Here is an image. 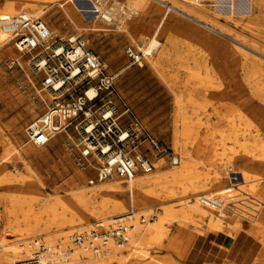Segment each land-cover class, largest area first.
Instances as JSON below:
<instances>
[{
  "label": "rangeland",
  "instance_id": "rangeland-1",
  "mask_svg": "<svg viewBox=\"0 0 264 264\" xmlns=\"http://www.w3.org/2000/svg\"><path fill=\"white\" fill-rule=\"evenodd\" d=\"M59 3L63 4L64 0ZM6 4L7 0H0V14L6 11ZM93 5L103 11L112 12L115 15L112 23H107L101 13H84V17H80L77 24L71 23L62 16V9L58 3L52 4L42 18L33 15L31 17L45 23L52 33L53 40L83 38L87 48L106 63L108 71L119 74L117 88L122 102L118 104V108L124 110V106H127L141 127L166 151L160 157H154L151 151L146 153L154 163L152 173L163 175L166 179L161 182L159 193L153 196L146 206L134 207L146 218L152 216L153 222L159 224L162 222L165 225L155 242H151L149 237L144 241L137 237L136 243L126 244L127 250L124 249L120 255L129 253L131 258L125 264H181L185 260L182 253L173 249H163L167 245L165 240L167 233L181 231L174 241L175 246L181 243V247H185V232L197 233L198 237L210 234L207 225L211 218L210 214L225 218V208L231 209L235 204L232 197L229 200L230 196L237 193L238 188H247L245 185L248 183L242 184L241 176L238 175L231 177L239 181L231 183L226 176L223 184L216 186L212 181L214 174L222 172L226 175L228 167L232 166L235 169L247 167L264 175V163L249 161L238 144L233 141V132L229 129V121L235 119L232 114L236 107L249 118L264 122V98L262 102L253 98L250 90L255 86L248 84L241 67L246 59L249 64H254L257 67L256 77L264 88V0L77 2L81 11H94ZM171 7L173 10L169 11ZM20 14L23 12L19 11L10 17ZM0 19L4 18L0 15ZM95 27L105 29L96 32ZM155 35L160 48L153 52L152 57L144 58L143 66L133 64L129 53L132 52L134 55L143 53L141 49H144L150 38ZM30 60L31 56L18 52L13 42L6 47H0V128L8 147L23 148L21 151L23 161L9 160L7 168L15 176H31L37 185L35 194L26 198L34 204L33 210H29L26 205L17 214L21 221L28 217L31 226L24 222L20 224L22 233L16 238H11V241H21L13 245L17 255L15 258L11 253L8 256L17 260L24 259L30 256L29 250L26 248L16 251L18 245L23 244L27 247L31 241L43 239L51 246L66 243L74 252L84 257L80 250L73 246L72 236L88 231L95 223L102 221V218L90 217L84 211L87 217L84 223H80L77 217L74 226L62 222L60 225L52 224L55 216L63 215L62 210L59 208L54 214L44 213L41 200L44 197L51 201L72 199L74 195L86 193L89 189L104 183L122 182L117 178L103 183L98 182L96 169L100 164L94 157L90 160L92 167L83 170L79 166L80 140L73 129L58 135L44 147L29 143L26 128L46 112L51 100L50 95L42 91L43 75H35ZM158 60L160 65L154 69L152 63ZM201 79L206 81L205 84L200 83ZM210 79H213L212 85L208 84ZM177 98L183 102L181 114L185 112L191 117L190 125L197 127L189 136L177 134L181 132L182 124V117L177 118L176 122ZM126 118L128 117H124L123 120ZM195 136L206 139L207 143L204 145L205 148L208 147L206 156L196 154L199 147L192 144ZM245 140L248 139L239 137V142ZM261 141L264 143V134ZM176 145L184 147L186 151H193L197 161L211 158L214 166L195 165L194 169V173L202 177L210 176L207 181L200 183V188L205 190L202 198L207 200L186 194L182 185H175L176 180L172 178V174L176 172L175 166H178L179 162ZM147 147L149 145L144 144L143 152H146ZM4 154L0 144V158ZM160 159L163 166L155 168ZM194 173L188 177L191 181ZM92 180L93 185L90 184ZM234 184L237 186H233ZM121 187L127 189L123 183ZM118 198L125 202L126 214L133 207L130 195L127 193L124 197ZM92 202L94 206H100L103 199H93ZM186 204L200 205L209 211L205 213L208 216H205L200 227L193 229L194 223L202 222L200 212L193 209L186 212V208L189 207ZM187 215L191 216L188 218ZM37 216L38 222L35 219ZM114 216L116 214L107 216L105 224L108 226L112 224L111 218ZM234 223L232 218H225L224 231L220 235L232 239L226 227L232 228ZM237 237L239 239L232 253L235 264H260L258 258L264 250L263 245L243 233ZM8 250L12 249L8 247ZM3 251L4 249L1 250V254ZM79 260L81 261L78 263H72L76 261L73 258L64 264L86 263V259ZM103 260L105 259L102 257L94 261ZM9 262L6 260V264ZM109 264L117 263L111 261Z\"/></svg>",
  "mask_w": 264,
  "mask_h": 264
},
{
  "label": "bare ground",
  "instance_id": "bare-ground-1",
  "mask_svg": "<svg viewBox=\"0 0 264 264\" xmlns=\"http://www.w3.org/2000/svg\"><path fill=\"white\" fill-rule=\"evenodd\" d=\"M59 1L61 0H7L6 11L1 13L0 15L2 18H7L21 11L25 15L28 16L33 15L35 17L42 18V16L46 15V13L49 11V8L52 4L58 3L59 7L62 9L61 10L62 16L66 20L74 24H77L80 17H84L83 15L84 13H92V14L101 13L102 18L107 23H112V21L115 18V15L112 12L103 11L100 7L95 5H93L94 11H81L77 6V2H81V1L91 2V0H64L63 4H60ZM172 10L173 9L171 7L169 11ZM94 29L96 30V32H98L100 30H104L105 28L95 27ZM10 42H11L10 37L5 32L0 30V47H6ZM158 48H160V43L157 40V35H155L150 38L147 46L141 50L143 51L145 57H152L153 52L156 51ZM159 60L152 63L154 69H157L159 67L160 65ZM241 67L245 72V77L248 84L255 86L253 89L250 90L252 92L253 98H255V100L257 99V101L259 102H262L264 98V88L260 85L259 78L256 77L257 67L252 63L249 64L247 59ZM116 75L119 76V74ZM212 80L213 79H210L208 84L212 85L211 83ZM205 82L206 81L202 79L200 80L201 84H205ZM92 94L93 93H90V95ZM182 104H183L182 100L177 98L176 122H177V118L182 117V124L180 127L181 132H177V134L178 135L180 134L182 136H189L190 134H192L193 131H196L197 127L195 128L190 125L191 117H189L185 112H182L181 114L180 110ZM254 115L256 114L254 113ZM232 116L235 119L229 121V129L230 131L233 132V136H232L233 141L238 144L239 149L243 152V155L247 157L249 161L258 164L264 163V143L261 141V136L264 134V122L263 121L259 122L254 118H249V116H246L245 113L238 107L233 109ZM2 133L3 132L0 128V144L2 145L5 153L4 156L0 158V244L2 245V247H0V264H6V260L10 261L7 264H12L13 262L18 260L12 259V257L8 256V254L10 253L13 254L15 258L17 252H15V247L13 248V245H17L21 241L19 240L11 241L12 240L11 238H16L17 236H20V234L22 233V231L20 230L21 228L20 224L22 222H24L26 225H28L31 222L28 217L25 218L23 221H21L20 217L17 214L19 211L23 209V206L26 205L28 206L29 210H33L34 204L31 203V201H28V199L26 198H29L35 194V192L37 191L36 189L37 185L35 183V180L31 176L28 177L15 176L8 171L7 161L12 159L23 161L21 154L23 148L8 147L7 143L3 139L4 135ZM239 137H244L245 139L248 140H245V142L242 141L239 142ZM205 143H207L205 138H200L198 136L193 137L192 144L194 146L199 147L196 151V154L202 156L207 155L208 147L207 148L204 147ZM180 148H182V150H179ZM176 149L179 152L178 154L179 162H178V166H175L176 172L172 174V178L176 180L175 185H179V186L182 185L186 194L188 193L196 198H200V197L202 198V196H204L205 190L200 188V183L202 181H207L210 176L206 175V177L205 176L202 177L198 175V173L196 172L195 174L194 169H195V165L214 166L211 158L208 157L206 160L197 161L195 160L193 151H186L184 150V147H181L179 145H176ZM162 166H163L162 159H160L159 162L155 164V168H161ZM226 172H227L226 175L222 172H216L214 174V176L212 177V181L216 186H221L226 176H228L231 183H233V181H239L238 179H233L231 177L235 175L241 176L242 184L248 183L247 185H245L247 186V188L246 187L244 189L238 188L237 193L230 196L229 200L231 199V197L232 199H234V203H235L234 206L231 209L230 207L225 208L226 211L222 209L224 211L225 218H232L235 222L232 228L226 227L228 233L232 236V239L236 238L241 233L246 234L249 237H252L257 241H259L264 247V183H263L264 175H261L256 171L250 170L247 167L241 169H235L232 168V166H230L228 167V170ZM193 173L194 176H193V180L191 181L190 179H188V177ZM165 179H166L165 176L159 175L157 173L136 175L134 179L128 183L121 181L123 184L127 186L126 190L121 187L122 183L119 184L117 181H113L96 186L95 188H91L86 193L83 192L78 193L74 195L72 199L66 198V199H58L51 201L49 198L44 197L41 200V202L43 203V212L47 214L49 213L54 214L56 213L57 210H59V208H61L63 215L61 217L57 215L51 221L52 224H57V225L64 223L74 226L77 217L80 223L86 222L87 217H85L84 211H86L90 217L102 218L101 220L103 222L107 221L108 219L107 216L112 214H116V216L112 217L111 219L121 218L127 215V213L125 214L126 204L125 202L121 201L118 197H124L128 193L130 195L129 199L133 208L146 206L147 203L153 199V196L159 193L161 182ZM181 179H184L186 181L181 182L180 181ZM242 184H238V185H242ZM233 186H237V184H234ZM93 199H103V202L101 203L100 206H94L92 202ZM199 200L201 199H197V201ZM203 200H207V198ZM222 201L223 200H221V202ZM226 204L228 205V200ZM186 205L189 206L186 208L185 210L186 212L191 211L192 209L195 212L196 211L200 212V217L202 222L199 223L198 221V223L196 224L194 223L193 229H196L197 226L200 227L201 223H204L205 216H208L205 213H208L209 211H207L203 206L200 205H194V206H190L189 204ZM210 215H211L210 221L207 223L208 232H210V234L208 233L207 235L204 236V238L208 235L219 236L220 233L224 231L223 227H224L225 218L214 216L212 214ZM190 216L187 215L188 218ZM35 219L38 222V216L35 217ZM185 221H187V219ZM186 223H188V221ZM148 224L150 225L149 226L145 225L143 227H140L139 226L140 223L136 221L133 224V226H136L135 229L130 231L128 234L129 242L136 243L135 241L137 237L143 241L146 239V237H149L151 239V242H155L156 239L158 238L159 233L163 230V226L165 225V223L161 222L159 224L152 222ZM28 226L30 227L31 225L29 224ZM180 233L182 232L177 231L175 233H170V234L167 233L165 238L167 245L163 249L177 250L178 252L182 253V256L186 259L190 251L195 247V245L199 241L200 237H198L199 235L197 236V233L185 232L184 233L185 247H181L182 245L181 243L175 246L174 241H176ZM226 238L228 241L232 240L229 237ZM127 245L120 247L111 246L110 249L101 256L81 257L80 253L74 252L68 259L64 261H58L53 264L69 263L70 260H72L73 258H75L76 261H73L72 263L80 262L81 261L79 260L80 258V259H86L85 264H109V262L111 261H115L117 264H125V262H127L128 259L131 258L129 257L131 255H129V253H126V255L122 256L120 255V253L123 254L122 251L127 250L128 247ZM23 246H24L23 244L22 245L20 244V246L18 245L16 251L25 250L26 248ZM8 247H10V249L12 250H8ZM2 249H4V251L1 254ZM102 257L105 260L108 259V261L105 260L101 262L94 261L96 259L100 260L102 259ZM29 258L30 256L21 260H26ZM258 260L260 264H264V250L260 254Z\"/></svg>",
  "mask_w": 264,
  "mask_h": 264
},
{
  "label": "built area",
  "instance_id": "built-area-1",
  "mask_svg": "<svg viewBox=\"0 0 264 264\" xmlns=\"http://www.w3.org/2000/svg\"><path fill=\"white\" fill-rule=\"evenodd\" d=\"M0 30L20 53L31 56L34 73L43 75L42 90L51 98L46 112L26 128L29 143L44 147L73 129L80 140L78 164L86 170L92 167L90 160L94 157L100 164L96 169L98 182L117 178L128 183L138 174L153 172L154 163L146 153L151 151L154 157H160L166 151L127 106L124 110L118 108L122 102L117 88L119 76L108 71L106 63L87 48L83 38L53 40L42 20L25 14L0 19ZM129 54L133 64L143 66V53ZM144 144L149 145L146 152ZM136 221L143 226L152 223L154 217L146 218L131 207L126 216L112 219L109 226L99 221L88 231L73 235V246L84 256H101L111 246L128 244V234L135 229ZM23 247L28 248L30 258L12 264H53L74 253L66 243L51 246L43 239Z\"/></svg>",
  "mask_w": 264,
  "mask_h": 264
},
{
  "label": "crops",
  "instance_id": "crops-1",
  "mask_svg": "<svg viewBox=\"0 0 264 264\" xmlns=\"http://www.w3.org/2000/svg\"><path fill=\"white\" fill-rule=\"evenodd\" d=\"M238 239L239 237H236L228 241L226 237L221 235L200 237L195 247L181 264H235L232 253Z\"/></svg>",
  "mask_w": 264,
  "mask_h": 264
},
{
  "label": "water",
  "instance_id": "water-1",
  "mask_svg": "<svg viewBox=\"0 0 264 264\" xmlns=\"http://www.w3.org/2000/svg\"><path fill=\"white\" fill-rule=\"evenodd\" d=\"M175 163H176V160H175Z\"/></svg>",
  "mask_w": 264,
  "mask_h": 264
}]
</instances>
